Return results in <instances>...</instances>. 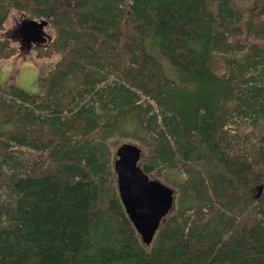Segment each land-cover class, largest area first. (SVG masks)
Masks as SVG:
<instances>
[{"label":"trees","instance_id":"1","mask_svg":"<svg viewBox=\"0 0 264 264\" xmlns=\"http://www.w3.org/2000/svg\"><path fill=\"white\" fill-rule=\"evenodd\" d=\"M11 10L57 59L0 84V264H264V0H0V30ZM114 137L174 189L149 243Z\"/></svg>","mask_w":264,"mask_h":264},{"label":"water","instance_id":"2","mask_svg":"<svg viewBox=\"0 0 264 264\" xmlns=\"http://www.w3.org/2000/svg\"><path fill=\"white\" fill-rule=\"evenodd\" d=\"M21 25L29 31L26 41L36 42L44 34L47 20L28 18ZM141 155L142 149L137 143L121 142L115 148L113 167L118 197L125 214L143 240L149 243L162 219L173 207L174 189L157 178H151L141 169Z\"/></svg>","mask_w":264,"mask_h":264},{"label":"rangeland","instance_id":"3","mask_svg":"<svg viewBox=\"0 0 264 264\" xmlns=\"http://www.w3.org/2000/svg\"><path fill=\"white\" fill-rule=\"evenodd\" d=\"M28 19L22 13H18L15 10H11L4 22V27L0 30V40L8 39L10 44L16 48V53L7 59L0 61V84L5 80L14 79L17 85L21 88L30 91H37L36 78L39 74L45 73L57 59V55L51 57L37 56L35 47L32 46L29 49H20V42L12 37V30L21 25L23 20ZM39 20V19H35ZM45 34L52 37V29L47 25L43 27ZM44 40V44L47 40ZM125 139L114 137L109 141V145L112 152H115V148L121 143L125 142ZM115 157V153H114ZM151 178H156L152 177ZM157 179H159L157 177ZM160 180V179H159ZM175 203V199L173 201Z\"/></svg>","mask_w":264,"mask_h":264},{"label":"flooded vegetation","instance_id":"4","mask_svg":"<svg viewBox=\"0 0 264 264\" xmlns=\"http://www.w3.org/2000/svg\"><path fill=\"white\" fill-rule=\"evenodd\" d=\"M25 28V29H24ZM22 25H19L17 27H15L13 30H12V37L17 39L19 42H20V49H23V48H26V49H29L30 47L32 46H39V45H42L44 44V40L47 39V36L46 34H42L40 36V40L39 41H36V42H27L26 39H27V36L29 35V31L26 27H24ZM34 34V32H33ZM38 36V34H37Z\"/></svg>","mask_w":264,"mask_h":264},{"label":"bare ground","instance_id":"5","mask_svg":"<svg viewBox=\"0 0 264 264\" xmlns=\"http://www.w3.org/2000/svg\"><path fill=\"white\" fill-rule=\"evenodd\" d=\"M114 159V158H113Z\"/></svg>","mask_w":264,"mask_h":264}]
</instances>
